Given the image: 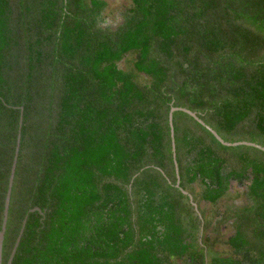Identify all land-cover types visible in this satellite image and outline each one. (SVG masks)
Segmentation results:
<instances>
[{
  "label": "trees",
  "instance_id": "trees-1",
  "mask_svg": "<svg viewBox=\"0 0 264 264\" xmlns=\"http://www.w3.org/2000/svg\"><path fill=\"white\" fill-rule=\"evenodd\" d=\"M107 4L0 0L4 264H264V150L170 121L264 146V0Z\"/></svg>",
  "mask_w": 264,
  "mask_h": 264
},
{
  "label": "water",
  "instance_id": "water-1",
  "mask_svg": "<svg viewBox=\"0 0 264 264\" xmlns=\"http://www.w3.org/2000/svg\"><path fill=\"white\" fill-rule=\"evenodd\" d=\"M176 110H183V111L191 114L192 116H194L201 123L205 124L214 133V135L222 143H224L225 145L246 144V145L256 146V147L264 150V146H262L261 144L255 143V142L246 141V140L236 141V142H229V141L224 140L222 138V136L215 129H213L210 125H207L198 116V114L196 112H194V111H192V110H190L188 108H185V107H176V106H174L172 108V111H171V114H170V121H171V126H172V135H173V137H174L173 112L176 111ZM20 125H21V129H22L23 116L21 117ZM21 129H20V132H19V135H18L17 147H16V151H15V156H14V161H13V166H12V171H11V176H10V181H9V188H8V191H7V197H6V203H5L3 223H2V227L0 228V264H4V262H3L4 241H5L7 224H8V219H9V209H10V203H11L13 185H14V180H15V175H16V169H17V164H18V159H19V154H20V146H21V138H22V131H21ZM173 142H174V150H176L175 139H173ZM34 209H39V207H35ZM27 218H28V216L24 220L23 228L20 231V234H19L18 239L16 241L15 247L13 248V251H12L10 257H9V260H8L7 264H12V262H13L14 256L16 254V251L18 249V246H19L20 241H21V238H22V234L24 232V228H25V225H26V222H27Z\"/></svg>",
  "mask_w": 264,
  "mask_h": 264
},
{
  "label": "rangeland",
  "instance_id": "rangeland-1",
  "mask_svg": "<svg viewBox=\"0 0 264 264\" xmlns=\"http://www.w3.org/2000/svg\"><path fill=\"white\" fill-rule=\"evenodd\" d=\"M107 7L103 13V20L105 24L116 25L122 18L123 12L126 9L128 0H106ZM248 187V181L233 182L232 193L223 199L218 205H212L210 203H204L207 207L208 213H219L224 210L225 207L230 205H246L250 202L246 191ZM231 228H227V234L231 231Z\"/></svg>",
  "mask_w": 264,
  "mask_h": 264
},
{
  "label": "flooded vegetation",
  "instance_id": "flooded-vegetation-1",
  "mask_svg": "<svg viewBox=\"0 0 264 264\" xmlns=\"http://www.w3.org/2000/svg\"><path fill=\"white\" fill-rule=\"evenodd\" d=\"M189 240V239H188ZM179 262L181 263V260H179Z\"/></svg>",
  "mask_w": 264,
  "mask_h": 264
}]
</instances>
